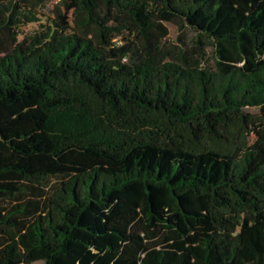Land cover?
Wrapping results in <instances>:
<instances>
[{"label": "trees", "instance_id": "trees-1", "mask_svg": "<svg viewBox=\"0 0 264 264\" xmlns=\"http://www.w3.org/2000/svg\"><path fill=\"white\" fill-rule=\"evenodd\" d=\"M21 1L0 0V264H264V0H59L22 39L49 0Z\"/></svg>", "mask_w": 264, "mask_h": 264}, {"label": "rangeland", "instance_id": "rangeland-1", "mask_svg": "<svg viewBox=\"0 0 264 264\" xmlns=\"http://www.w3.org/2000/svg\"><path fill=\"white\" fill-rule=\"evenodd\" d=\"M23 7H33L32 0H26L20 2ZM59 0H49L40 6H35L34 8L40 13L38 16L41 21L37 23H31L25 26H22L19 31L22 33L21 39L25 35H32L35 32H39L42 30V25H50L51 20L55 17L53 10L56 5H58ZM72 20V12H70L68 16V23H71ZM169 34L165 40V46L167 48H173L175 45L183 46L179 39L186 41L188 48H192L198 41L197 33L194 32L189 27H185L181 29L180 23H171L167 24ZM204 49H205V60L204 64L213 67L215 65V59L217 57L215 52V47L212 44V41L209 39H204ZM136 42L141 43L140 40H136ZM142 44V43H141ZM178 50V49H177ZM33 264H44L42 261L35 262Z\"/></svg>", "mask_w": 264, "mask_h": 264}]
</instances>
